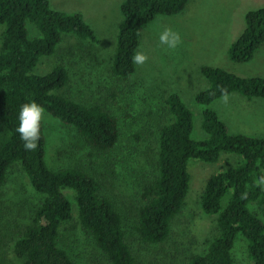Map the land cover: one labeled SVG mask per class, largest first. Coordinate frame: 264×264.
Listing matches in <instances>:
<instances>
[{
	"label": "trees",
	"instance_id": "obj_1",
	"mask_svg": "<svg viewBox=\"0 0 264 264\" xmlns=\"http://www.w3.org/2000/svg\"><path fill=\"white\" fill-rule=\"evenodd\" d=\"M188 2L125 0L120 7L112 73L129 78L135 72L132 57L142 28L159 16L181 13ZM27 23L38 35H28ZM0 25V197L8 173L19 167L38 199L28 221L14 223L8 232L0 229V254L9 248L21 264H77L60 241L62 228L75 217L107 264H137L120 210L102 193V183L79 168L52 170L47 166L42 120L35 149L25 150L15 130L20 105L34 100L51 117L76 129L86 144L102 152L114 148L120 134L117 117L101 105L87 106L60 94L58 90L69 82L63 64L47 72L40 70L41 58L55 54L65 34L97 42L94 30L80 13L54 10L49 0H0ZM263 44L264 6L245 14V28L230 45L228 58L234 63L249 62ZM201 73L209 85L194 100L204 106L201 127L207 137L191 138L193 114L177 93H170L165 104L172 119L159 127L151 178L140 182L139 203L129 210L135 215L134 228L148 248L165 243L190 191L189 161L215 164L222 154L237 155L241 162L229 157L236 165L222 166L204 184L200 208L215 216L217 234L203 253L192 254L185 264H234L232 251L239 236L246 242L250 264H264V186L256 183L264 175V137L230 133L209 107L233 92L249 100H264V77H241L212 66H203ZM4 214L0 207V217Z\"/></svg>",
	"mask_w": 264,
	"mask_h": 264
},
{
	"label": "rangeland",
	"instance_id": "obj_2",
	"mask_svg": "<svg viewBox=\"0 0 264 264\" xmlns=\"http://www.w3.org/2000/svg\"><path fill=\"white\" fill-rule=\"evenodd\" d=\"M124 1L49 0L54 10L80 13L94 30L97 42L65 34L55 54L41 58V72L63 64L69 82L59 93L87 106L101 105L117 117L120 134L113 149L98 151L86 144L76 129L44 111L41 120L45 161L52 170L79 168L102 183V193L111 197L120 210L125 238L137 254V264H185L192 254L203 253L217 234L215 216L204 214L200 208L204 184L222 166L236 165L233 158L237 155L222 154L215 164L189 161L190 191L171 224L172 234L162 245L148 248L141 244L134 228L135 215L129 210L139 203L140 182L151 178L159 127L172 119L165 104L170 93H177L193 114L191 138L203 140L207 137L201 127L204 106L194 100L209 85L201 68L212 66L241 77H264V44L249 62L234 63L228 58L230 45L245 28V14L263 7L264 0H189L181 13L157 17L141 30L137 51L147 59L140 64L135 62V72L122 79L112 73L111 64ZM165 29L180 34L175 48L160 42L159 33ZM27 30L30 37L38 35L31 23H27ZM2 31L0 25V40ZM209 107L217 112L230 133L264 137L263 99L249 100L233 92L216 99ZM66 193L72 198L71 192ZM36 202L38 199L21 169H11L0 197L5 213L0 217V229L8 232L14 223L28 221ZM222 203H226V198ZM60 241L77 264H107L75 217L62 228ZM232 253L234 264H250L242 237L235 241ZM0 264L21 261L7 248V252L0 254Z\"/></svg>",
	"mask_w": 264,
	"mask_h": 264
},
{
	"label": "clouds",
	"instance_id": "obj_3",
	"mask_svg": "<svg viewBox=\"0 0 264 264\" xmlns=\"http://www.w3.org/2000/svg\"><path fill=\"white\" fill-rule=\"evenodd\" d=\"M159 40L161 43L167 44L169 48H175L180 43L181 37L178 32L165 29L159 33ZM146 59V55L141 51H137L132 57V60L138 64L143 63ZM43 113V107L34 100L20 105L18 112L19 124L15 130L24 142L23 147L25 150H32L37 147ZM256 183L264 186V175H260Z\"/></svg>",
	"mask_w": 264,
	"mask_h": 264
}]
</instances>
